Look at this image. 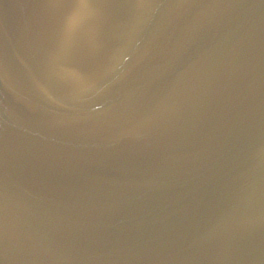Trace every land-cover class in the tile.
<instances>
[{
	"label": "water",
	"instance_id": "95a60500",
	"mask_svg": "<svg viewBox=\"0 0 264 264\" xmlns=\"http://www.w3.org/2000/svg\"><path fill=\"white\" fill-rule=\"evenodd\" d=\"M0 264H264V0H0Z\"/></svg>",
	"mask_w": 264,
	"mask_h": 264
}]
</instances>
